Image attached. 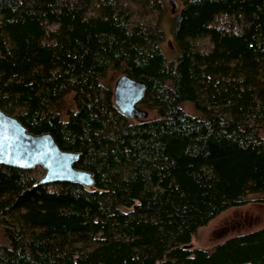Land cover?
I'll return each instance as SVG.
<instances>
[{
    "label": "trees",
    "instance_id": "trees-1",
    "mask_svg": "<svg viewBox=\"0 0 264 264\" xmlns=\"http://www.w3.org/2000/svg\"><path fill=\"white\" fill-rule=\"evenodd\" d=\"M29 1L0 0V108L77 151L93 183L0 164V264H264V225L184 247L264 194V0H182L168 62L123 0L92 16L85 0H36L41 15ZM42 17L58 24L54 43ZM109 70L144 80L139 103L155 115H123Z\"/></svg>",
    "mask_w": 264,
    "mask_h": 264
},
{
    "label": "rangeland",
    "instance_id": "rangeland-1",
    "mask_svg": "<svg viewBox=\"0 0 264 264\" xmlns=\"http://www.w3.org/2000/svg\"><path fill=\"white\" fill-rule=\"evenodd\" d=\"M35 1L30 0L28 6L39 15L40 12L35 6ZM174 1L176 2L175 8L170 7L166 0H148L146 3H142V0H123L120 2V5L129 11L130 23L141 26L152 35L151 50L153 53H157L165 62L172 59L174 46L170 33V18L182 6V0ZM82 4L85 14L88 16L95 15L103 10L99 9L98 0H85ZM40 24L43 30L42 41L54 43V39H58V24L47 21L43 17L40 19ZM194 44L203 49L209 45V42L205 38H198L194 41ZM121 73L123 72H113L112 70L107 72L104 80L110 85L111 89ZM139 106L147 110L144 103H139ZM182 106L185 110H191L189 102H184ZM151 115H155V112L147 110L146 118L152 117ZM131 119L139 120L138 118ZM27 170L30 175L35 177L40 176L43 172V168L39 164ZM262 225H264V194L252 193L248 195L246 202L224 208L205 224L197 227L190 240L184 244V247L210 248L228 236L246 232ZM3 240L4 237L0 231V242Z\"/></svg>",
    "mask_w": 264,
    "mask_h": 264
},
{
    "label": "water",
    "instance_id": "water-1",
    "mask_svg": "<svg viewBox=\"0 0 264 264\" xmlns=\"http://www.w3.org/2000/svg\"><path fill=\"white\" fill-rule=\"evenodd\" d=\"M166 1L176 7L174 0ZM145 87L144 80L121 73L112 87L114 105L127 117L145 119L147 110L139 106ZM77 158V151L61 149L50 132L31 133L16 116L0 108V164L22 169L39 164L43 172L36 182L68 181L91 186L90 171L74 166Z\"/></svg>",
    "mask_w": 264,
    "mask_h": 264
}]
</instances>
